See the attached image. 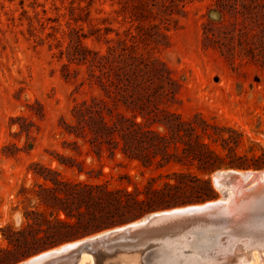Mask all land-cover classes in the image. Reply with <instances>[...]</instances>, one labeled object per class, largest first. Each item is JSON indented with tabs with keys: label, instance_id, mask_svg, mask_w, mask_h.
<instances>
[{
	"label": "rangeland",
	"instance_id": "rangeland-1",
	"mask_svg": "<svg viewBox=\"0 0 264 264\" xmlns=\"http://www.w3.org/2000/svg\"><path fill=\"white\" fill-rule=\"evenodd\" d=\"M139 9L146 10L143 25H157L164 30L169 43L140 45L138 52L163 60L183 81L180 102L173 109L186 120L197 115L211 125L232 127L242 134L238 147L231 144L237 155L259 165L247 170L218 169L210 175L215 198L150 213L222 198L224 194L213 182L219 171L264 170V65L241 58L229 60L204 46L205 25L214 21L218 26L223 20L217 0H0V264H20L107 230L44 246L58 237L57 229L37 236L41 228L30 220L35 216L31 213L44 214L52 226L57 219L67 220V216L43 204L39 197L42 188L53 185L37 172L50 178L59 174L64 181L135 191L137 187L144 188L152 177L158 178L157 184L162 186L167 179L161 174L179 169L170 166L146 170L121 154L98 155L82 140L75 146L74 138L64 131V121H73L75 105L94 94L85 82L87 68L70 60L72 41L85 34L83 42L89 48L105 52L107 41L117 45L130 40L131 34L138 37L139 22L133 14ZM165 18L173 20L167 27L169 31L162 24ZM108 29L111 31L107 32ZM69 72L71 75L66 78ZM41 110L45 112L44 118L37 115ZM30 124L33 127L28 136L21 131V125ZM208 141L223 155L230 154L220 142ZM193 171L204 177L198 168ZM259 194L258 198H262L264 192ZM42 224L46 230L47 223ZM228 230L225 228L222 238L231 235ZM15 232L18 234L13 235ZM251 252L247 264H264L262 257L251 259ZM225 254L215 255L218 264H226L230 253ZM130 260L135 263V258ZM137 261L146 264L148 258Z\"/></svg>",
	"mask_w": 264,
	"mask_h": 264
},
{
	"label": "trees",
	"instance_id": "trees-1",
	"mask_svg": "<svg viewBox=\"0 0 264 264\" xmlns=\"http://www.w3.org/2000/svg\"><path fill=\"white\" fill-rule=\"evenodd\" d=\"M217 7L223 20L218 26L214 21L205 25L204 46L229 60L241 58L264 65V0H217ZM145 13V9H139L133 14L139 22L138 37L131 34L130 40L119 41L117 45L107 41L105 52L89 48L83 42L85 34L72 41L70 60L87 68L85 82L94 94L75 105L73 121H64V131L74 138L75 146L82 140L98 155L121 154L146 170L170 166L179 169L162 173L160 177L167 179L162 186L157 184L158 178L152 177L144 188L137 187L135 191L64 181L59 174L50 178L37 172L53 185L42 188L39 197L43 204L67 216V220L57 219L52 226L44 214L31 213L35 216L30 220L41 228L37 236L57 229L58 237L44 246L113 228L156 210L213 199L215 191L210 180L213 172L222 168L259 167L256 162L238 156L231 146L238 147L242 142V134L235 129L211 125L197 115L186 120L173 109L180 102L183 81L163 60L138 52L140 45L169 43L164 30L157 25H143L147 20ZM172 23L169 18L162 20L166 31ZM70 75L69 72L66 78ZM37 115L44 118V110ZM32 127L21 125V131L29 136ZM208 140L220 142L230 154L223 155ZM193 168H198L204 177L198 176ZM42 223H47L46 230Z\"/></svg>",
	"mask_w": 264,
	"mask_h": 264
},
{
	"label": "bare ground",
	"instance_id": "bare-ground-1",
	"mask_svg": "<svg viewBox=\"0 0 264 264\" xmlns=\"http://www.w3.org/2000/svg\"><path fill=\"white\" fill-rule=\"evenodd\" d=\"M213 180L224 194L221 199L167 211L184 212L212 205L216 208L212 215L203 216L197 223L183 220L146 229L136 235L76 251L54 263L42 264H137L142 257L148 258L146 264H218V252L230 253L225 258L226 264H247L249 251L259 252L255 255L251 252V259H264V195L258 198L259 193L264 192V170L220 171ZM225 228H229L231 235L222 238ZM75 244L67 243L20 264H39L37 262L44 255L62 252ZM238 251L241 253L236 254ZM131 257L135 258V263L131 262Z\"/></svg>",
	"mask_w": 264,
	"mask_h": 264
},
{
	"label": "water",
	"instance_id": "water-1",
	"mask_svg": "<svg viewBox=\"0 0 264 264\" xmlns=\"http://www.w3.org/2000/svg\"><path fill=\"white\" fill-rule=\"evenodd\" d=\"M230 170H234V169H230ZM206 203H203V204H206ZM203 204H199V205H203ZM191 206H196V205H191ZM174 209H177V208H174ZM174 209H171V210H174ZM215 209L216 208L212 205V206H207L203 209L189 208L188 211H184V212L168 213L167 211H170V210H163L159 212L150 213L140 218L138 221H134V222L128 223L123 226L107 229L93 236L76 241V244L73 247H68L62 252H52V253L46 254L43 257H41L37 263L42 264L48 261L54 263L57 260H59L61 257L72 254L76 251L83 250L87 247H95L98 245H102V244H105L107 241H113L116 239L118 240L124 237L136 235L137 233L144 231L146 229L156 228L159 226H165L171 223L176 224L179 221H183V220L193 221L197 223V220L202 219L203 216L209 217L208 215H212Z\"/></svg>",
	"mask_w": 264,
	"mask_h": 264
}]
</instances>
